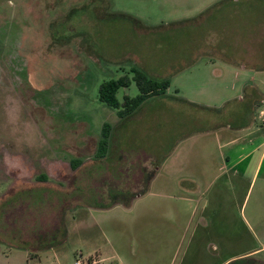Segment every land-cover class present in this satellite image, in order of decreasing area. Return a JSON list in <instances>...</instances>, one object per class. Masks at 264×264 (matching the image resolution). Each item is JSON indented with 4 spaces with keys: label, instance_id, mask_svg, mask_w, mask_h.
Masks as SVG:
<instances>
[{
    "label": "rangeland",
    "instance_id": "rangeland-1",
    "mask_svg": "<svg viewBox=\"0 0 264 264\" xmlns=\"http://www.w3.org/2000/svg\"><path fill=\"white\" fill-rule=\"evenodd\" d=\"M208 1L0 0V216L28 230L0 232V264H264V144L240 162L230 157L231 180L192 191L160 179L147 189L161 164L143 157L173 147L176 126L159 109L149 125L132 126L135 141L123 148L124 119L98 99L102 83L124 76L116 98L135 97L132 70L158 71L161 56L184 52L185 22ZM214 3L208 21L229 7L230 30L244 24L245 39L247 26L264 23L245 3ZM259 113L233 150L264 142ZM104 124L112 138L98 158Z\"/></svg>",
    "mask_w": 264,
    "mask_h": 264
},
{
    "label": "crops",
    "instance_id": "crops-1",
    "mask_svg": "<svg viewBox=\"0 0 264 264\" xmlns=\"http://www.w3.org/2000/svg\"><path fill=\"white\" fill-rule=\"evenodd\" d=\"M218 1L228 4L231 0H210L201 5L198 16L185 22L192 29V34L187 33L183 40L185 51L161 56L160 69L145 73L158 81L167 80L169 86L165 93L147 99L132 116L116 122V129L120 127L123 148L126 142L130 147L135 141L133 127L136 124L149 125L159 118L156 115L159 109L166 116V121L176 126L174 133H177L179 141L173 147L163 153L150 152L143 157L146 163L157 160L161 164L147 181V189L160 179L167 180L174 188L185 184L192 191L200 189L202 184H206L207 189L224 176L231 180L237 172L231 166L233 161L230 157L237 153L235 160L240 162L253 153H259L264 144L261 142L248 151L244 148L233 150L241 139L253 134V131H247L255 121H259L258 113L264 106V23H255V29L250 31L247 26L246 39L241 36L244 24L237 32L230 30L229 7L224 9L222 19L211 23L208 21L209 8L212 2ZM234 2L247 4L253 15L258 12L264 15V5L259 0ZM218 28L221 34H218ZM252 35H256L255 38ZM171 87L174 88L173 96L167 93ZM175 108L192 113L175 115L171 113ZM232 124L236 125L234 131H231ZM243 127L247 129H241ZM223 149L225 154L221 152ZM263 156L264 148L259 153L256 167ZM6 225L0 216V232H28L27 229L18 231ZM51 231L56 232V224L45 232Z\"/></svg>",
    "mask_w": 264,
    "mask_h": 264
},
{
    "label": "trees",
    "instance_id": "trees-1",
    "mask_svg": "<svg viewBox=\"0 0 264 264\" xmlns=\"http://www.w3.org/2000/svg\"><path fill=\"white\" fill-rule=\"evenodd\" d=\"M132 72L134 73L133 81L138 89V94L135 97L123 96L121 102L116 98L118 90L122 87H127L129 84V80L126 76L117 80L111 79L106 81L100 85L98 90L99 101L114 110L119 119H126L132 116L147 99L163 94L169 86L167 80H155L139 70H132ZM112 131L113 128L108 124L102 126L96 157L104 158L106 156L111 143ZM78 164L79 162L76 160L71 161V167L73 169H76ZM36 181L45 182L47 181V177L43 175L38 176L36 177ZM137 196L131 197V200ZM117 204L115 202L110 206L106 205L105 207L98 208H110Z\"/></svg>",
    "mask_w": 264,
    "mask_h": 264
},
{
    "label": "built area",
    "instance_id": "built-area-1",
    "mask_svg": "<svg viewBox=\"0 0 264 264\" xmlns=\"http://www.w3.org/2000/svg\"><path fill=\"white\" fill-rule=\"evenodd\" d=\"M259 115H260L261 121L264 125V106H263L262 110L260 111ZM73 264H86V263L81 259V257H78L74 260Z\"/></svg>",
    "mask_w": 264,
    "mask_h": 264
}]
</instances>
